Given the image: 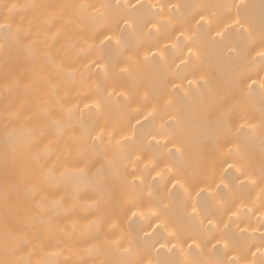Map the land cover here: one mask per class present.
I'll return each mask as SVG.
<instances>
[{"label": "bare ground", "instance_id": "1", "mask_svg": "<svg viewBox=\"0 0 264 264\" xmlns=\"http://www.w3.org/2000/svg\"><path fill=\"white\" fill-rule=\"evenodd\" d=\"M19 5H33L19 10L24 17L23 28L26 35L19 45L8 43L0 47V259L4 258L5 234L20 237L22 250L16 255L21 264H41L55 260L57 264H102L114 259L112 242L127 230V220L122 204L126 189L121 185L118 174L109 175L106 169L113 160L110 151L102 157L91 147L90 141L81 140L80 113L71 116L67 109L79 104L83 108V98L93 91L92 82H100L92 69L89 76L85 65L90 62L93 44L92 34L101 27V5L115 0H3ZM121 3H135V0H120ZM144 4L178 3L212 7H193L191 15L184 9L181 12L194 24L192 16L203 11L206 15L216 13L215 23L202 37L201 55L193 58L187 67L180 69L178 83L182 88L171 91V84L157 85L153 97L160 104L163 120L167 114L177 115L182 123L191 125L186 137L183 156V175L189 179L200 176L212 167L219 168L223 156L202 157L201 148L207 143L209 150L214 148L211 133L218 127V117L225 111L233 114L239 111L234 103L227 100L234 93L237 66L247 69L248 62L260 63L257 53L261 51V18L264 0H141ZM243 2L250 5L245 19V27L252 28L251 41L238 28H232L225 38H215V24H231L235 9L231 6ZM229 6V7H225ZM127 13L121 12V15ZM123 27V25H121ZM119 35V31L114 33ZM175 42V40H173ZM0 35V44H4ZM238 46L243 50L241 58L230 57L227 46ZM140 56L147 42H141ZM126 55L137 53L128 49ZM173 73L176 71L172 69ZM208 83L204 84L200 77ZM176 79L175 76L168 78ZM192 84L189 85L188 81ZM114 86L118 84L114 83ZM188 91L189 101L199 103L176 104ZM171 99L173 108H165ZM245 105L240 117L233 115V123L247 119L257 123L261 114V101L258 95L237 100ZM213 114L206 119L208 113ZM113 122L124 121L115 109L107 117ZM85 119H96L85 117ZM162 122L157 116L156 125ZM151 125L146 126L150 128ZM245 133L252 137L246 145L250 158L253 178L259 183V173L264 157L261 154L259 126L253 132ZM160 139V137H158ZM171 146V145H169ZM15 148V151H13ZM7 151V159H6ZM223 152L224 149L222 148ZM235 158V157H234ZM117 167H119L117 165ZM131 166H129V171ZM98 174L104 177L98 180ZM231 175V170H230ZM210 182V180H209ZM235 182V181H234ZM171 187L170 185L168 186ZM162 192H167L161 188ZM254 200L259 187L244 190ZM178 195L166 199L171 205L173 216L179 221L184 217L182 190ZM5 194L8 208H5ZM195 198V191H193ZM204 202L207 194L200 197ZM43 207H37V204ZM258 203V202H257ZM190 210V209H189ZM248 231L241 235L240 229ZM118 225L119 227H113ZM255 216H248L241 210V219L230 224L232 234L245 243H259L261 228ZM137 232L139 225L136 226ZM187 251V247H185ZM59 253V255H50ZM136 259L158 257L154 252L139 251ZM167 259L175 262L182 259L177 252Z\"/></svg>", "mask_w": 264, "mask_h": 264}, {"label": "snow or ice", "instance_id": "2", "mask_svg": "<svg viewBox=\"0 0 264 264\" xmlns=\"http://www.w3.org/2000/svg\"><path fill=\"white\" fill-rule=\"evenodd\" d=\"M25 7L35 6L0 0V35L5 42L0 47L22 43V37L27 33L23 28L24 17L17 19V16ZM193 7L212 6L159 2L146 5L141 0H135V3L115 0L101 5L104 9L100 13L102 26L93 32V44L89 45L94 58L85 65L89 76L95 69L100 82H92L93 91L84 95L83 101L86 102H83V108L77 104L67 112L70 116L74 112L80 113L81 140L90 141L91 147L102 157L106 158L110 151L114 154L106 171L112 175L115 170L126 189L122 210L127 230L112 242L115 258L102 264H264V232H260L259 243L256 244L238 240L230 229V224L241 219V210L257 218L259 227L252 228L253 232L264 228V164L257 183L246 149L252 137L245 133L246 129L254 132L259 126L264 157V28L261 30V51L257 53L260 63L254 65L256 57H253L247 69L237 66L234 93L226 98L239 111L234 114L230 110L225 111L218 117V127L211 133L214 148L210 151L207 143L201 148L202 157L218 154L224 157L222 163L219 168L208 170L210 176L202 172L200 176L189 179L183 175L182 146L191 125L182 123L177 115L172 114H167L168 119L163 120L165 113L161 112L153 91L157 85L167 82L171 84L172 92H178L182 88V84L177 82L180 69L201 55L202 37L214 25L216 13L196 12L192 16L194 24H191L181 9L191 15ZM231 7L236 10L234 18L229 17L231 24H215V38L223 39L232 28H238L251 41L253 29L246 28L242 18L246 17L250 5L241 2ZM121 12L127 14L121 15ZM261 18L264 21V9ZM116 31H119L118 36L114 34ZM141 42H147L142 57L138 46ZM128 49L137 54L126 55ZM227 52L230 57L244 56L238 46L228 45ZM173 68L176 70L174 73ZM171 76L176 79L169 80ZM200 79L204 84L208 83L203 75ZM188 83L191 85L192 81ZM190 95L185 91L176 104L195 107L199 102L189 101ZM256 95L261 101L258 124L247 119L243 122L237 119L233 123V115L240 117L246 107L237 102L238 98L251 99ZM174 106L169 99L165 108ZM114 109L125 117L124 121L113 122L107 118ZM212 114L209 112L206 119ZM86 116L96 119L86 120ZM157 116L162 120L159 126L156 125ZM148 125L151 127L146 129ZM97 179L103 180L104 177L98 174ZM253 186L260 189L254 200L244 191ZM161 188L167 192V197ZM177 190H182L184 207V217L179 221L173 216L171 205L165 202L178 195ZM202 193L207 194L204 202L200 199ZM37 207L43 206L38 203ZM5 208H8L7 194ZM236 227L241 235L248 231L239 224ZM20 240L15 234L6 232L5 255L0 264H21L15 258L22 250ZM141 250L154 252L158 259L153 262L151 259L134 258ZM177 252L182 259L175 262L167 259L169 254ZM41 264H57V261Z\"/></svg>", "mask_w": 264, "mask_h": 264}]
</instances>
